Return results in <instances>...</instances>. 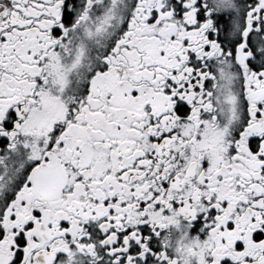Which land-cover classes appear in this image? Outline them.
Segmentation results:
<instances>
[{
    "label": "flooded vegetation",
    "instance_id": "flooded-vegetation-1",
    "mask_svg": "<svg viewBox=\"0 0 264 264\" xmlns=\"http://www.w3.org/2000/svg\"><path fill=\"white\" fill-rule=\"evenodd\" d=\"M0 264H264V0H0Z\"/></svg>",
    "mask_w": 264,
    "mask_h": 264
}]
</instances>
